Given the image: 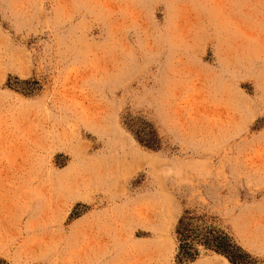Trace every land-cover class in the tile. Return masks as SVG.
Here are the masks:
<instances>
[{"label": "rangeland", "instance_id": "obj_1", "mask_svg": "<svg viewBox=\"0 0 264 264\" xmlns=\"http://www.w3.org/2000/svg\"><path fill=\"white\" fill-rule=\"evenodd\" d=\"M0 264H264V0H0Z\"/></svg>", "mask_w": 264, "mask_h": 264}, {"label": "trees", "instance_id": "obj_2", "mask_svg": "<svg viewBox=\"0 0 264 264\" xmlns=\"http://www.w3.org/2000/svg\"><path fill=\"white\" fill-rule=\"evenodd\" d=\"M176 233L179 240V249L183 255L193 257L196 252L193 247V241H201L205 246L227 256L232 262L237 260V257L240 256V254H238V250L240 249L233 243H230L228 237L222 235V233L209 231L207 235L205 233L201 239H198L195 229L190 228V225L183 217L178 222Z\"/></svg>", "mask_w": 264, "mask_h": 264}, {"label": "bare ground", "instance_id": "obj_3", "mask_svg": "<svg viewBox=\"0 0 264 264\" xmlns=\"http://www.w3.org/2000/svg\"><path fill=\"white\" fill-rule=\"evenodd\" d=\"M121 146H122V145H121ZM128 150H129V149H128ZM128 150H127V151H128ZM131 150H132V149H131ZM131 150H130V151H131ZM125 151H126V150H125ZM135 151H136V150H135ZM135 153H136V152H135ZM129 154H130V153H129ZM133 154H134V153H133ZM128 156H129V155H128ZM136 156H137V154H135V157H136ZM137 158H138V157H137ZM118 160H119V159H118ZM133 160H134V159H133ZM127 161H128V160H127ZM136 161H137V162L134 161V163H138V159H137ZM118 162H119V161H118ZM124 163H125V161H124ZM122 165H123V164H122Z\"/></svg>", "mask_w": 264, "mask_h": 264}]
</instances>
